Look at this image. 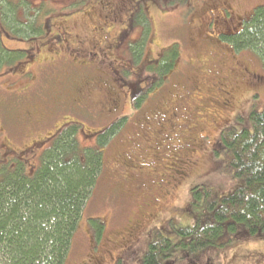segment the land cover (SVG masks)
Here are the masks:
<instances>
[{
  "label": "rangeland",
  "instance_id": "obj_1",
  "mask_svg": "<svg viewBox=\"0 0 264 264\" xmlns=\"http://www.w3.org/2000/svg\"><path fill=\"white\" fill-rule=\"evenodd\" d=\"M29 1L33 8L42 6L43 8L39 11L47 9L45 11L48 15L41 22L43 26L48 18L54 25L60 22L61 14H56L52 10L53 4L57 8L64 9L66 14L71 13L68 14L69 23L67 24L69 26L67 30L75 44L82 40L85 41L88 46L86 51H89L88 48L93 45H96L98 50L100 45H107L110 59L114 63L113 67L116 69L125 63L122 52L124 49L129 50L126 48L129 46V42L132 44L135 38L138 40L141 36L143 38V36L149 37L153 34L155 44L159 43V47L175 46L179 53L174 71L170 75L168 72L165 78L162 77L159 80L161 92L159 96L153 98L151 104V107L155 108V112L161 118L160 130L164 137L162 145L167 146L164 149L161 147L151 149L147 153L144 148L148 140L142 141L141 128L136 125L125 126L119 136L108 144L109 146L104 151L103 166L97 185L83 210L79 227L73 236L72 246L64 264H75L79 260L86 259H92L99 264H141L148 251L146 244L156 243L162 238L167 239L173 248L171 261L167 263L264 264V230L249 235L244 229H240L237 231V236L236 234L232 236L231 242L219 247H207L204 251L195 254H192L187 246H183V244H188L189 240L180 234L193 226V222L196 221V219L193 220L195 217H206L203 206L194 205L193 209L190 208L194 189L198 188L199 191L205 188L218 197H223L238 186V180L233 177L228 162H226L225 147L227 146L221 140L225 132L220 135L221 131L225 128L232 130L233 127L238 131L245 124L244 122L252 109L255 108L257 111L264 109V80L260 79L264 71L260 62L252 52L242 51L238 54L235 51L236 53H234L229 48L230 46L223 42L224 40L217 41L213 36H218L220 30L217 28L212 30V27L208 28L205 23L209 12L217 8L218 0H194L192 5L188 0H168L169 2L163 6L166 14L149 15L151 23L145 27L141 23L142 16H146V14L140 5L134 14L133 26L129 31H127V14L129 13V4L135 0H76L70 4L68 0H56V3H52L50 0ZM43 3L47 4V7H44ZM77 3L79 6L75 10L73 8ZM228 4L233 8L235 6L234 19L247 16L257 7L264 8V0H232ZM62 9H59V12H62ZM41 17L44 18V15ZM143 27L146 29L145 32H143ZM209 32L214 33L210 34ZM207 34H210L211 38ZM41 41L44 40L36 39L27 43L4 40V46L8 49L22 50L29 49L31 47L28 46L29 44L36 46V43H41ZM140 49L142 54L148 57L150 53V57H152L151 51L153 50H151L150 43L141 45ZM86 51L84 54H87ZM156 51L157 48L154 53ZM129 52L131 53V50ZM154 53L152 54L155 55ZM26 55L30 57V54L26 53ZM63 55L66 54L63 53ZM35 69L36 66H33L34 72L32 73L31 70L19 80H16L11 74H3L4 76L0 78V93L8 95L7 92L21 87L19 94L22 85L27 83L31 75L38 74ZM55 74L60 75L55 72L52 77ZM48 76L44 75V77ZM78 77V74L72 72L67 78H70L72 82ZM38 78L40 83L43 78L41 76ZM86 78L90 77L86 76ZM115 79L119 83L120 80ZM144 80L145 77L140 83L141 85L145 84ZM102 82L103 80L100 81V78L99 80L95 79V82L91 80L77 82L83 83L78 86L79 90L84 92L82 100L87 108L85 114L70 113L64 107L54 108L47 100H45V109L49 108L53 112L55 120L63 114H72L92 127L105 125L108 119L102 117L101 120L99 110L107 103L106 96L99 93ZM85 83L90 84L91 87H87L88 85ZM43 86H45V82ZM117 86L118 84L112 86L113 90H119L120 88H116ZM38 88L35 82L25 93L20 94V98L16 99L19 102H14V106L19 111V116L24 117L23 114L27 106L35 108V104L41 103L37 97L40 94ZM68 92L70 93V91ZM204 106H206L205 111L201 113L199 109ZM126 109L124 105L121 106L118 114H122ZM12 110L14 109L12 108ZM162 113L166 117L165 122L162 121ZM196 114H200L198 118H195ZM142 116L143 114L140 118ZM203 116H208L212 122L209 126L205 124L202 127L206 131L207 138L193 142L189 140L193 131H188V134V132H184V129L189 128L190 124L196 120L200 122L204 118ZM16 122L14 119L8 125L10 135L14 133L15 138H8L14 147L19 148L29 141L30 134H25L23 129L20 130V124ZM169 122L178 125L180 129L178 136H174V133L171 132L173 127L169 125ZM196 133L201 136L199 132L196 131ZM25 137L28 139L26 140ZM77 139L82 145L83 139L81 137H77ZM183 147H187L193 155L187 156L186 160L189 158L188 161L179 158L181 160L180 167L174 158L170 161L172 153L169 152V149ZM152 148L155 147L152 146ZM166 154L168 157L164 158ZM187 162L189 165L184 164ZM140 163L143 164V167L139 165ZM168 164H173L172 168L176 171L175 173L185 174L186 172L187 174L188 170V176L185 181L182 180L183 183L178 179L169 178ZM186 166H188L187 169ZM152 170L158 176H155V173L151 172ZM156 181L160 186L158 188L155 184ZM173 185L176 187L181 185L175 199L162 200L161 197H164ZM193 186L195 187L191 191ZM158 195L159 197H157ZM153 198L156 201L153 202V206L150 204L148 208L147 206ZM148 209L150 212H145ZM136 220L141 224L138 243L133 249H126L119 242L120 238L124 236L125 232L128 233V226L135 223ZM100 225L103 229L98 234L95 228H99ZM91 238L97 240L95 246ZM224 240L225 238H222L221 242ZM131 244L132 242L129 245ZM92 246L97 249L94 248V256L91 254L92 257H89Z\"/></svg>",
  "mask_w": 264,
  "mask_h": 264
},
{
  "label": "trees",
  "instance_id": "obj_2",
  "mask_svg": "<svg viewBox=\"0 0 264 264\" xmlns=\"http://www.w3.org/2000/svg\"><path fill=\"white\" fill-rule=\"evenodd\" d=\"M73 1L76 2L68 0L69 4ZM30 3L0 0V75L6 69L19 70L17 64L28 57L27 48L8 49L4 40L27 43L41 39L44 40L41 44L46 43L45 24L41 22L48 15L47 9L39 11L42 6L33 8ZM78 6L79 3L73 9ZM52 10L59 13L54 4ZM237 23L236 34L220 40L234 53L252 52L264 71V8L257 7L247 16L237 18ZM143 41L127 47L135 64ZM168 52L158 67L147 69L159 79L171 70L178 51L174 46ZM262 75L260 79L264 80ZM15 101L12 95L0 93V264H64L101 173L104 149L100 143V148L82 149L77 132L69 130L55 137L31 162L18 154L19 148L8 138H15L8 131V125L19 116ZM244 123L238 131L234 127L227 129L222 138L227 146L226 162L238 186L223 197L205 188L194 190L190 208L203 206L206 217H195L193 226L180 233L188 238L189 243L183 246L192 254L231 242L240 229L249 235L264 230V109H252ZM4 147L18 153H9L4 158ZM102 229L100 225L95 231L99 234ZM222 238L225 240L221 242ZM172 250L167 239H159L149 246L141 264H178L167 263L171 261Z\"/></svg>",
  "mask_w": 264,
  "mask_h": 264
},
{
  "label": "flooded vegetation",
  "instance_id": "obj_3",
  "mask_svg": "<svg viewBox=\"0 0 264 264\" xmlns=\"http://www.w3.org/2000/svg\"><path fill=\"white\" fill-rule=\"evenodd\" d=\"M169 1L135 0L134 2L130 3L129 13L127 14V31L131 30V26H133V21L135 18L134 14L140 5H142L141 7L143 8L146 14V16H142V23L147 26L148 23H151V21L149 20V15L154 13H163V15L166 14L165 8H163V6ZM188 1L190 2V5L194 3V0ZM231 1L232 0H218L217 8H214L212 9V11L209 12V17L207 21H205L208 28L212 27V30H216V28L220 30V34L218 36H213L216 38L217 41L221 37L225 39V35L234 36L237 32V18L234 19V16L236 15L235 6L233 4V8L231 5L228 4ZM54 3H56V0H54ZM57 14H61V19L60 22H58L56 25H54L53 22L49 20V18L45 21L44 28L46 31V43L41 44L42 42H37L36 47L34 46L29 48L26 53L30 54V57L29 55H27L28 57L25 61H20L17 64V69L19 70L14 69L13 71L11 69H6L5 71H3V74H11L13 77H15L16 80H19L21 77L23 78L25 75H27L32 70L33 66H36L35 71L38 72V74L31 75L27 83L25 85H22V89L19 94L18 92L21 87L17 90L13 89L11 90V92H7L5 89H2L3 91L7 92L9 96L12 95L15 99H18L20 98L21 93H25L31 87V85L36 82V85L39 87L38 89L40 90L38 91L40 94H38L37 97H39V99L41 100V103L35 104V108H28L27 106L26 111L23 114L24 117H15V120L17 121L16 123L20 124V130L23 129L25 134H30V139L25 137V139H28L29 141L19 147V153L16 151H12L9 148L6 149L4 147V158L9 153H18L27 157L31 162H34L36 161V157L39 155V153L43 149H45L55 137L61 136L69 130H75L77 132L76 137H81L83 139L84 142L82 144L83 146L81 147L82 149L98 148L100 143L101 148L103 147L104 149V155V151L109 146L108 144L112 140L116 139L123 130V128L127 125H136L141 128V137L143 138L142 141L148 140L149 142V144L148 142H146V147L144 148L147 153H149L151 149H159L160 147L164 149L167 145H162L164 137L161 134L160 130L161 118L155 112V108L151 107L153 98L155 96H159L161 92V88L158 83L160 79L157 77V74H150L147 69L150 66L158 67L161 58H164V53H166L167 50H171L173 46H169L168 48H161L159 47V43L155 44L153 34L149 37H145L144 41L142 40V36L140 35L141 37L138 40L137 38H135L134 42H138L141 40L144 42L142 45L150 43V45L152 46L151 50H153L151 51L152 57H150V53L148 54V57L145 54H142V50L140 49L139 55L137 56L138 60L135 64L132 61L131 54L129 55V51H126L124 49V51L122 52V56L125 60V63L121 64V67L119 69H116L115 67H113L114 63L110 59V52L107 50V45H100L99 50L96 45H93L91 46V48H88L90 52L86 51L88 47L86 45V42L82 40L75 44V42L71 39V34L67 30L69 26L67 24L69 23L68 14L71 13L66 14L65 12H59ZM213 33L214 32H211L210 34ZM210 34H207V36L211 38ZM131 40L133 41V39ZM155 48H157V51L154 53ZM85 51L87 54H84ZM63 53H65L66 55L64 56ZM152 53H154L155 55H153ZM178 58L179 53L177 52L176 57L173 60L171 70L168 71L169 75L174 71ZM33 72L34 71L32 70V73ZM55 72L60 73V75L55 74L54 77H52ZM72 72L78 74L79 77L75 78L71 82V79L67 77ZM3 74L0 75V78L4 76ZM44 75L49 76L44 77ZM39 76L43 78L40 83L38 78ZM86 76H89L90 78L87 79ZM49 77H51L53 81ZM144 77L145 84L141 85L140 83L143 81ZM99 78L100 81L103 80L99 93L104 94L107 98V103L103 105V108L99 109L101 113L100 117L101 120L102 117H106L105 119H108V122L106 123L107 125L105 124L101 126L92 127L86 124L85 122H82V120L77 119L72 114L65 115L63 113L61 117L58 116V118L55 120L53 119V112L49 108L45 109V100H47L54 108L64 107L66 108V111L69 110L70 113L74 112L85 114V110L87 108L82 100L84 92L80 91L81 89L79 90L78 86L80 84L83 85V83L77 82L86 80H91L95 82V79L99 80ZM115 78H118L120 80L119 83L116 82ZM134 81L136 82L133 83ZM44 82L45 86H43ZM85 84L88 85L87 87H91L90 84ZM116 84H118L116 88H120L119 90H113L112 86ZM239 87L241 86L239 85ZM45 91H47V94H44ZM68 91H70V93ZM73 92L75 93L73 94ZM15 102L18 103L19 100H16ZM123 105L127 109L122 112V114H118L120 107H123ZM205 107L206 106H204L202 109H199L201 113L205 111ZM142 114L143 116L140 118ZM199 115L200 114H196L195 118H198ZM203 117L204 118L200 122L196 120L190 124L189 128L184 129V132H188L190 130L193 131L189 140H192L194 142L199 141V139L201 138H207L206 131L203 130L202 127L205 124L209 126L212 122L208 116ZM162 121H166V117L163 113ZM169 125H172L173 127L171 131L174 133L173 135L178 136L180 134V129L178 128V125L174 124L173 122H169ZM225 130L226 128L221 131L220 135H223ZM178 131L179 133H177ZM196 131L199 132L201 136H198ZM32 136H34L35 138H31ZM102 138L105 139L102 140ZM170 138L171 136L169 135V139ZM152 146L155 148H152ZM169 152L172 153L170 161L174 158V161L178 163L180 167L181 160L179 158H183V160L188 161L189 158L188 160H186L187 156H189L190 154L193 155V153L187 147H183L181 149L172 148L169 149ZM167 157L168 155L166 154L164 158ZM164 158L163 161L165 162ZM170 161L169 163H171ZM122 164L124 166V162ZM184 164L189 165L188 162ZM139 165L143 167L142 163H140ZM172 166L173 164H168L167 170L170 174L169 178H171L172 180L178 179L180 182H182V180L185 181L188 176V170L187 174L186 172L185 174L175 173L176 171H174ZM142 167H139V169H142ZM187 167L188 166H186V169ZM130 168L134 169L133 167ZM151 172H154L155 176H158V174L154 170H152ZM155 184L157 188L160 187L157 181ZM180 186L176 187L173 185L166 192L165 196L161 197V199L166 201L174 200ZM194 187L195 186L191 188V191H193ZM157 197H159V195ZM155 201V198H153L147 207L149 208L150 204L153 206V202ZM145 212L148 213L150 212V210L148 209ZM140 229L141 224L139 221L136 220L135 223H132L130 226H128V233L125 232L124 236L120 238L121 241L119 242L123 244L126 249H133L138 243ZM132 231L135 232V235H133ZM91 239L93 245L95 246L97 240H93V238ZM131 242L132 244L129 245ZM151 244L152 243L148 245L146 244V249H149V246ZM94 248L97 249V247ZM94 248L93 246L91 247V253L89 254V257H92L91 254L94 256ZM119 260L121 261L120 258ZM75 264H99V262L94 261L92 259H86L79 260Z\"/></svg>",
  "mask_w": 264,
  "mask_h": 264
}]
</instances>
